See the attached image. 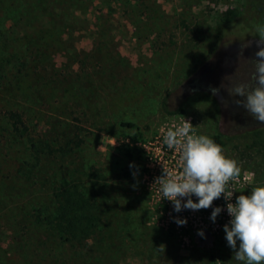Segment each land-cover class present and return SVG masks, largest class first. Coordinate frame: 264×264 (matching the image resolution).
Returning <instances> with one entry per match:
<instances>
[{
    "label": "rangeland",
    "instance_id": "obj_1",
    "mask_svg": "<svg viewBox=\"0 0 264 264\" xmlns=\"http://www.w3.org/2000/svg\"><path fill=\"white\" fill-rule=\"evenodd\" d=\"M9 1L18 3L0 17V112L20 111L31 131L20 136L0 115V165L14 163L0 176V264L13 251L22 264H242L225 240L226 205L264 184V122L226 85L247 80L259 59L264 0ZM44 25L55 29L54 53L22 41ZM30 74L28 88L13 86ZM185 82L196 85L186 95ZM164 99L180 112L166 114ZM183 126L220 134L238 162L230 201L222 193L208 208L175 212L162 197L161 182L182 171L180 148L164 139ZM62 178L91 205L72 239L35 218L54 215Z\"/></svg>",
    "mask_w": 264,
    "mask_h": 264
},
{
    "label": "clouds",
    "instance_id": "obj_2",
    "mask_svg": "<svg viewBox=\"0 0 264 264\" xmlns=\"http://www.w3.org/2000/svg\"><path fill=\"white\" fill-rule=\"evenodd\" d=\"M258 43L264 45V38ZM255 56L259 59L250 61L252 71L248 79H228L230 83L226 87L231 95L243 98L236 100L237 104L243 105L255 120L264 122V46L258 48ZM211 91L215 94L218 89L211 88ZM164 142L169 148L179 147L181 151V173L163 180L159 189L162 197L172 202L175 212L182 208H208L222 193L230 201L233 192L227 190L228 182L241 169L235 159L224 154L219 144L206 135H197L194 128L187 126L170 131ZM129 167L134 164L130 163ZM193 195L198 199L193 200ZM226 209L230 220L223 225V230L228 246L236 249L233 259L242 264H264V184L252 187L247 195L241 193L235 203H227ZM221 211V206L213 207L210 219L215 222ZM174 221L177 225L187 222L186 218L179 217H174ZM198 235L204 236L202 229Z\"/></svg>",
    "mask_w": 264,
    "mask_h": 264
},
{
    "label": "trees",
    "instance_id": "obj_3",
    "mask_svg": "<svg viewBox=\"0 0 264 264\" xmlns=\"http://www.w3.org/2000/svg\"><path fill=\"white\" fill-rule=\"evenodd\" d=\"M5 2L3 7L0 9V17H4L7 15V9H11L10 13L12 14V10L17 11V1H9L4 0ZM52 26V24H51ZM51 26L49 28L44 26H36L32 30H29L23 37L22 41L24 43H37L38 48L41 51H45L46 53H54L52 49H46L48 44L55 41L54 30ZM33 79V75L30 74L27 76L25 80H22L20 84H13L16 89H23L25 86L28 88ZM163 111L168 115H177L180 112V109L170 110L167 105V100H163L162 105ZM0 115H3L6 118L13 130L18 133L22 137H26L29 135L31 129L28 125L26 119L23 114L18 110H8L5 112H0ZM215 143L219 144L221 148L224 147V142L221 139L220 134H214L209 136ZM82 139L75 138L71 141V144L75 147H79L82 144ZM33 148H37L36 144H32ZM46 153L45 150L36 149V153ZM50 154L54 153L53 149H48ZM14 165L13 162L3 163L0 165V176L5 175L7 169ZM124 176L126 178H130V172H124ZM78 183L74 181L67 180L62 178L58 186L54 189L55 199L57 201V207L54 211L53 216H43L40 212L35 214V218L38 222L46 223L51 225L52 228L56 231V233L60 234L67 239L74 238L78 232L83 230L86 220H88V215L90 214V204L89 198L84 196L86 193L83 191H79ZM91 224L89 227L93 226ZM8 260L10 264H22L21 255L17 254V252L13 251L8 255Z\"/></svg>",
    "mask_w": 264,
    "mask_h": 264
},
{
    "label": "flooded vegetation",
    "instance_id": "obj_4",
    "mask_svg": "<svg viewBox=\"0 0 264 264\" xmlns=\"http://www.w3.org/2000/svg\"><path fill=\"white\" fill-rule=\"evenodd\" d=\"M182 86L186 89V91L184 92V95H186L190 91H193L196 88V85L192 84L191 82H185L184 84H182ZM214 95L217 96V98H220V95L218 92H216Z\"/></svg>",
    "mask_w": 264,
    "mask_h": 264
}]
</instances>
